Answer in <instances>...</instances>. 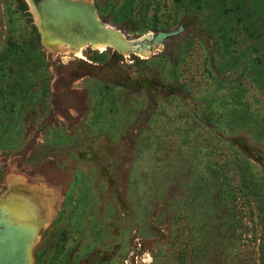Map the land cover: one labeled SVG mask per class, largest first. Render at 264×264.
<instances>
[{
	"label": "rangeland",
	"instance_id": "obj_1",
	"mask_svg": "<svg viewBox=\"0 0 264 264\" xmlns=\"http://www.w3.org/2000/svg\"><path fill=\"white\" fill-rule=\"evenodd\" d=\"M72 1L127 39L168 36L148 57H78L43 41L26 0H0V93H15L0 235L49 219L31 264H260L264 219L237 166L264 193V0ZM10 42L26 58L3 64Z\"/></svg>",
	"mask_w": 264,
	"mask_h": 264
},
{
	"label": "bare ground",
	"instance_id": "obj_2",
	"mask_svg": "<svg viewBox=\"0 0 264 264\" xmlns=\"http://www.w3.org/2000/svg\"><path fill=\"white\" fill-rule=\"evenodd\" d=\"M26 1L29 3L31 10L33 11L38 21V22L36 21V23L42 33L43 41L46 43H58L59 48H63L65 50L74 52L77 54L78 57L82 56V51L87 47H91L93 49H98V50L113 48L115 50H119L121 53L127 56L129 54H135L138 56L141 55L144 57L145 55L148 57V55L152 53L151 51L152 49L150 50V48L155 49L154 47L159 44L158 47L159 49L161 46L160 44L161 40H159L158 38L157 39L154 38L155 34L152 33L149 35H145V38L143 39L140 38V40L137 39L134 41L133 40L125 41V39H127L125 35L119 36V40L121 42L120 45H117V43H115L113 40H108V39L91 40L89 38L90 34H88L87 32L86 33L79 32L80 30H76V32H73V30H68L62 34L52 33L49 30L45 29L43 26H41L40 18L36 13L33 4L31 3L30 0H26ZM82 3L87 4L90 7V11L91 14L93 15L94 20L96 21L97 24H99V20L94 13L92 1H88V3L87 1L86 2L83 1ZM102 28L105 29L104 26H102ZM119 33L123 34L122 31H120V32H113V35L118 36ZM74 46L75 48H73ZM129 47H132L133 48L132 50L134 52H129L128 51ZM139 50L144 52H139ZM48 222L49 219H44L43 221H40L38 224H36L34 228H30L29 226H27V230L32 234V238L29 244H28L29 237L27 238V236H23L24 230H21L20 228L12 225L8 226L3 234L4 236H1L0 238V264H31V249L34 242L36 241V239L34 240V235L36 233L38 238L41 227L48 224ZM17 240L19 242L18 252L16 246ZM146 261H147L146 264L147 263L149 264L150 258Z\"/></svg>",
	"mask_w": 264,
	"mask_h": 264
},
{
	"label": "water",
	"instance_id": "obj_3",
	"mask_svg": "<svg viewBox=\"0 0 264 264\" xmlns=\"http://www.w3.org/2000/svg\"><path fill=\"white\" fill-rule=\"evenodd\" d=\"M33 4L37 15L40 18L41 26L49 29L56 34L65 33L68 30H80L79 32H87L90 34L91 40H113L117 45H120L119 36H114L113 32H120L118 28L102 21L94 7V13L99 20V24L93 18L90 7L87 4L76 2L72 0H30ZM105 27V29L102 28ZM78 28V29H77ZM112 29V30H111ZM115 30V31H113ZM112 32V33H111ZM168 36V33H157L155 38L161 40L160 43ZM127 37V36H126ZM139 39V38H138ZM137 39H125V41H132ZM159 45V44H158ZM153 48H150V50ZM44 230V229H43ZM42 230V231H43ZM23 236L29 237V242L32 234L26 230ZM4 236L3 234L0 235ZM36 245V244H35Z\"/></svg>",
	"mask_w": 264,
	"mask_h": 264
},
{
	"label": "trees",
	"instance_id": "obj_4",
	"mask_svg": "<svg viewBox=\"0 0 264 264\" xmlns=\"http://www.w3.org/2000/svg\"><path fill=\"white\" fill-rule=\"evenodd\" d=\"M200 1L201 0H189V3L191 5H198L200 3ZM134 2L135 1H133V3ZM196 7H199V6H196ZM35 34L36 33L34 30V44L32 43L31 45H27L28 51H27L26 55L28 57L33 56L35 51H36L35 40L37 43V39H35ZM36 38H37V35H36ZM38 43H39V41H38ZM25 44H26V42H25ZM18 58H20V59L26 58V56L24 55V52L22 51V47L20 45L16 44V42H10L9 46L7 47L6 53L4 54V56L2 58V63L5 64V63L14 62ZM2 71L3 70L1 69L0 70V79H4L5 77L7 78L9 75H11L10 73H2ZM6 86L10 87V85H6ZM0 92H1V90H0ZM14 94L15 93H7L5 95L3 93H0V101L8 104L9 108H11L13 106L12 97ZM4 109H6V108H4ZM239 162H240V164L237 166V169H238V171L243 172V179H244L246 187L248 188V191H249L248 193H251L253 196H256L257 198H259L260 205H259L258 210L262 214L261 220L263 222V219H264V193L262 190V184H257L255 182L254 175L251 172V170L249 169V165L247 163H245V161L243 159H239ZM260 264H264V239H263V243H261V248H260Z\"/></svg>",
	"mask_w": 264,
	"mask_h": 264
},
{
	"label": "crops",
	"instance_id": "obj_5",
	"mask_svg": "<svg viewBox=\"0 0 264 264\" xmlns=\"http://www.w3.org/2000/svg\"><path fill=\"white\" fill-rule=\"evenodd\" d=\"M34 233H35V231H34ZM35 239H37V235H36V233H35V235H34V240ZM17 242V244H16V246H17V252H18V249H19V242H18V240L16 241ZM16 252V253H17Z\"/></svg>",
	"mask_w": 264,
	"mask_h": 264
}]
</instances>
